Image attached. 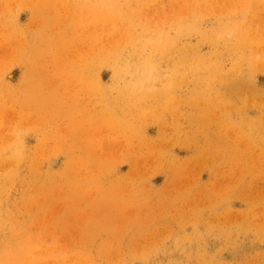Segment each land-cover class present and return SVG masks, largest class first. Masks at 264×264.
Wrapping results in <instances>:
<instances>
[{
	"label": "rangeland",
	"instance_id": "1",
	"mask_svg": "<svg viewBox=\"0 0 264 264\" xmlns=\"http://www.w3.org/2000/svg\"><path fill=\"white\" fill-rule=\"evenodd\" d=\"M0 264H264V0H0Z\"/></svg>",
	"mask_w": 264,
	"mask_h": 264
}]
</instances>
